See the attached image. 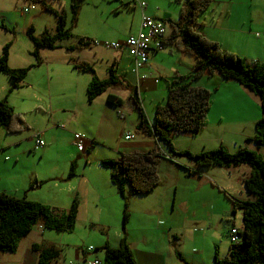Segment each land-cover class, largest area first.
Returning a JSON list of instances; mask_svg holds the SVG:
<instances>
[{"label":"rangeland","instance_id":"obj_1","mask_svg":"<svg viewBox=\"0 0 264 264\" xmlns=\"http://www.w3.org/2000/svg\"><path fill=\"white\" fill-rule=\"evenodd\" d=\"M16 1L19 2V5L21 4V8L17 6V9L26 10L23 12L24 16L22 18L17 17V20L22 21L23 32L21 38H19L18 30L15 33L11 32L15 34L16 42H18L16 51H10V44L6 45L8 46V57L12 52L10 60L21 63L22 68L19 69H23L28 68V62L37 61L36 57L32 55L35 48L27 37V30L31 29L35 37L41 36L43 32L53 34L56 20L53 13L41 9L37 3H29L24 0ZM43 1L53 10L63 11L66 15V28L71 27V0ZM240 3L242 4L240 5ZM141 4L144 6L141 7ZM178 12L179 5L176 4L175 0H83L78 24L71 29L70 33L73 36L75 34L92 33L101 44L118 43L119 39L127 37L128 34L138 29L141 15L145 13L147 16L165 20V30L169 34L171 30L168 21H176ZM225 12L228 13L230 19L228 18L223 24V20H221V23L219 20L220 14ZM241 19L246 21L244 26L240 25L239 21ZM198 23H202L204 26V37L207 36L209 41L218 43L222 51L233 53L246 60V63L253 62L258 58L264 61V0H243V2L241 0H212L210 8L198 17ZM0 27L4 29L3 25H0ZM82 32L83 34H81ZM3 33L5 34V32ZM63 42H75V38L59 41L57 44ZM170 51H172L173 57H169ZM45 52L56 54L58 51L45 49ZM177 56H181L186 62L193 61L190 56L178 54L174 47L163 46L160 52L153 57V62L148 61V65L151 69L168 71L169 73L177 66ZM149 60L152 61V57ZM74 72H76L75 74L89 76L77 71ZM5 78L10 79L7 76ZM217 78H219L218 75L213 80ZM162 79L170 81L167 76ZM70 80L74 81V78L70 77ZM82 87L80 80L79 84H74L73 103L80 104L85 100ZM11 90L12 92L8 94L13 99L20 93L29 92L30 89L24 87L23 89L12 88ZM105 95L106 93H103L98 99L101 103L100 106L105 107V103H103ZM31 98V95H29V101H26V99L22 101L21 98H18L16 103L25 105L24 119L28 123L41 125L45 118L41 117L40 113H37L40 115H36L31 111L35 107V100ZM142 98L144 96L140 97V103L143 110L145 109L144 114L146 116V113H149V110L152 109L153 102L149 97L146 100H142ZM210 99L212 102L211 96ZM163 102L161 100L153 107L161 105ZM82 104H86V101ZM106 106L109 110L108 114L104 113L103 110L100 114L98 110L95 115L100 116L101 126L107 124L113 133L117 129L119 132H128L132 135L133 140L135 139L133 142L138 141L141 134L137 129L130 127V124L137 121V112L132 103L128 101L122 108L111 105ZM120 115L123 116V119H119ZM91 130L92 127L87 128V130L80 127L78 128V135L84 140L83 136H86V132ZM219 130L218 133L213 132V140L216 143L213 149L223 145L227 150L229 149V153H235L238 148H234L229 140L233 136L228 133V130L218 129L217 131ZM100 132L99 129L97 133ZM22 134L24 135L19 136H22L21 138L25 140L13 149L12 152L14 153L5 152L9 159L13 155L19 157L21 154L23 155V159L19 162V168H14L16 177H22L21 181H23L20 183L17 179V186L19 189L25 187L27 189L29 184L35 180L37 182L44 181L40 184V188L35 190L33 195L35 200L33 201L54 202L56 204L49 207L57 214H65L70 209L76 196L72 194L77 185L75 179H67L70 171V161L76 159L77 170L85 161L84 154L78 157L75 154L77 153L75 152L77 146L74 134V143L68 141L67 135L60 134L61 137H64L62 142L47 149L48 145L44 142L45 146L39 151H31L32 141L28 131L25 130ZM201 138L207 140L206 148L202 145ZM210 140L211 134L204 132L203 135L195 136L194 139L182 134L176 136L171 143L177 152L200 153L203 149L204 151L213 150L208 148ZM42 141L44 140L42 139ZM162 146L170 153L166 144H162ZM44 149H46L45 151L49 150L43 153ZM98 150L97 148L96 154H98ZM260 152L264 160V146L260 147ZM171 156L170 160L159 159L156 162L159 186L152 193L132 196L129 195L128 188L125 187V199H122V208L117 207L115 204L111 205V211L102 214L99 222L81 220L76 223L71 235L58 234L57 241L63 243L60 247L62 253L59 259L51 261L49 264H69L70 261L75 263L74 255L76 252L78 250L79 252L85 251L88 247L95 248V252H98L97 256L102 261L104 256L102 247L106 241L110 245L115 244L117 240L120 241L124 236L132 239L142 234L148 236L156 234L161 238H168V241L172 244V256L178 264H212V257L218 247L220 248L219 257L221 259L225 257L224 250L227 251V246L230 245L226 228L235 226L236 229H241L242 227L241 211H233L232 203L227 196L229 195L240 201H247L248 198L255 201L254 197L247 194L244 189L241 182L242 171L235 169L227 171L216 167L208 168L204 171V175L212 181L206 183L203 180L199 181L197 178H192L195 176H188L190 169L195 168L191 160L184 156H174L172 154ZM9 162L11 163L12 159ZM245 166L249 168L247 165ZM98 167L100 168V165L93 156L88 168L96 169ZM52 177H55L56 180H51ZM169 185L172 188H169ZM221 213L223 216L220 217ZM125 215L128 216L126 221H124ZM218 238L222 241L221 243L217 242ZM67 244L70 246H66ZM22 245L23 243L20 246L22 247ZM175 253L180 255L181 260L176 257ZM8 256H10V253L0 252V264H9ZM64 256L67 258L65 259ZM89 261L90 258L87 256V261L76 262L78 264H88Z\"/></svg>","mask_w":264,"mask_h":264},{"label":"crops","instance_id":"obj_2","mask_svg":"<svg viewBox=\"0 0 264 264\" xmlns=\"http://www.w3.org/2000/svg\"><path fill=\"white\" fill-rule=\"evenodd\" d=\"M241 2H243V0H241ZM241 4L242 3H240V5ZM17 6L18 8H21V4L19 5V2L16 0H0V25H3L4 28L2 29L0 27V58L2 55L1 50L6 46V44H10V51H16L18 49V42H16L15 34H12L11 32L15 33L18 30L19 38H21L23 32L22 21L17 20V17L22 18L24 16V11L17 9ZM78 17L76 24H78ZM228 18L230 19V16L225 12L224 14H220L219 21L221 23V20H223V24H225V21L228 20ZM24 20L26 21L25 18ZM162 21L165 22L163 19ZM239 22L241 26L246 24V21L243 19H241ZM212 23L217 24L216 22ZM73 27L74 26H72L71 23L70 28L73 29ZM138 29L135 32L128 34L127 37L129 35L136 34ZM197 30L202 35H205L204 26L197 28ZM2 31L5 32V34ZM81 34H83V32ZM169 34L166 33V36ZM73 37L83 38L88 41H95L97 42V45H91L85 49L68 51L66 48L74 45L75 42H63L62 44H59L58 48L50 49L58 51L56 54L45 52V49L48 48L39 49L38 59L36 61L37 63L34 61L28 62L27 66L30 67V70L26 74L24 80L20 82L19 86L17 87V89L28 87V89H30L29 92H25L26 94L20 93L18 96H15L13 99H11L8 93L12 92L11 89L13 82L10 79L7 80L5 78L6 76L0 73V100L5 99L15 112L22 115L25 124L28 126L26 131H28V134H30V140L32 141L31 151H34V140L36 135H39L40 138L44 140L43 142H46L48 145L46 147L47 149L52 145L55 146L59 144V142H62L64 137H61L60 134L67 135L68 141L74 143L73 134L78 135V128L83 127L85 130H87V128L92 127L91 131L86 132V136H83L82 134L84 137V140L82 139V150L79 152L78 150L75 151L77 152L75 153L77 157L81 154H84V164H82V166H80V168L77 170V162L73 157V160L70 159L72 161H70V171L67 175V179L70 180L73 178L77 183L76 189L72 192L73 195H76L75 199L73 200L77 204V214L75 221L76 225V223L80 222L81 220L99 222V220L102 218V214L109 213L111 211V205L115 204L117 207L122 208V198L118 195L116 188L110 182L109 171L105 170V168H102L101 166L100 168L98 167L96 169L88 168L91 164L93 156L96 162L100 165L101 161L114 159L120 155L134 153L146 155L154 148L161 153L163 152L168 154V152L162 146V143L157 142L155 137L148 136L142 131L138 130L141 134L139 137L141 138L138 141L133 142L135 141L133 138L131 140H126L124 138L128 134L130 135V133L125 131L119 132L118 129L113 133L112 129H110L107 124L101 126L100 116L95 115L97 114L98 110L100 114L102 110L106 114L109 113L108 107L106 105L110 104L106 103V96L111 95L116 99H119L121 101L120 106H111L122 108V106H124L128 101L131 102L130 90L136 88L139 100L140 97L143 96L144 98H142V100H146V98L149 97L153 102V106L157 102L159 103L161 100L162 102H165L168 84L167 81H164L162 78L167 76L168 79H172L175 76L188 75L192 71L194 61L186 62L181 56H177V66L174 67L172 71H169V73L168 71L151 69L148 64V66L145 65L142 69L135 71L134 62L128 55L125 48L117 51L111 50L103 46V43H99L97 41V37L92 33H84V35L75 34ZM127 37L119 39L120 41L118 42H124ZM205 37L208 38L207 36ZM158 52L160 51H149L148 61L150 63L153 62V57L156 56ZM176 52L178 54L180 53L178 51ZM169 54V57H173L172 51H170ZM11 56L12 52H10L8 57L9 68H22L21 63H16L10 60ZM151 57L152 61L149 60ZM255 61H259L260 63L264 64V61H262L260 58L256 59ZM78 62H86L90 64L99 80H104L108 77V70L110 68L115 70V75L119 80V84L107 88V90L104 92L106 93L103 101V103H105V107L103 105L100 106L101 103H99L98 100L103 94L95 98L92 103H88L86 90L88 85L91 83L92 76L91 74L75 70L73 65ZM74 71L82 74H88L89 76L75 74L76 72ZM216 75L217 74L209 77L204 76L202 77L204 78L203 80H201V78L196 83V85L205 87L212 93V102L207 114V125L195 136L200 134L203 135L204 132L210 133L211 140L209 142L208 148L213 149V146L216 144L213 140V132H220V130L217 131L218 129L228 130V133L233 136V138L229 140L230 144H232L234 148L246 145V147L249 149L256 150L260 155H262L260 152V147H256V145L250 141L254 136L255 123L261 117V109L258 99L239 84L223 81L219 75V78L213 80ZM70 77L74 78V81H71ZM79 80L83 86L82 88L85 95L84 101H86V104H82L84 101L80 104L77 102H72L74 98L73 87L74 84H79ZM29 95L32 96L31 99L35 100V107L31 109V111H33V113L36 115L41 114L40 116L45 118L41 125L28 123L24 119L25 105L23 106L20 103H16L18 98H21L22 101L25 99L26 101H29ZM153 106L152 109L149 110V113H146L145 116L149 126H152L153 124L154 110L157 105L155 107ZM119 119H123V116L120 115ZM138 121L139 119L137 115L136 123L130 124V127L137 129ZM99 129L101 132L98 134L97 131ZM23 132L16 134H5L3 130L0 131V193L17 198L25 197L28 201L35 202L33 201L35 200L33 197L35 190L39 189L41 186L40 184L44 181L37 182L35 180L29 184L27 189L26 187L19 189L16 180L18 179L20 183L23 181H21L22 177H16L14 168H19V162L23 159V155L21 154L20 157L13 155V157H11V163L9 162L11 159L5 155V152L7 151H9V153H14L12 152L13 149L22 144L25 139L21 138L22 136L19 135H24L22 134ZM186 136L190 139L195 138V136ZM18 137L19 139H17ZM175 137L176 136L171 138V142L175 139ZM200 141L204 148H206L205 146L207 145V140L201 138ZM43 147L41 149H43ZM97 148L99 149L98 154L95 153ZM46 149H44L43 153L49 150L48 149L45 151ZM202 151H204V149ZM72 163L74 164L73 174H71L70 169ZM208 168L214 167L203 168L199 170V176L192 178H197L199 181L203 180L206 183L212 181L209 179V177L204 175V171ZM234 169L242 171L241 182L243 184L245 177H247L249 174L250 168L242 165L239 167L230 168L227 171H233ZM51 180H56V178L52 177ZM34 183L37 186L33 189H29L31 185H34ZM169 186V188H172L171 185ZM246 200L252 201L250 198ZM37 203H44L43 205L47 204L46 206H52L53 204H56L54 202L41 200ZM221 216H223L222 213L220 217ZM233 227L236 228L235 226L226 228L227 234ZM237 230L239 231L240 229ZM72 232H57L54 230L43 229L40 225H37L26 237L19 241L16 252L10 253V256L7 257V260L9 261L8 263L38 264V254L34 249H32L33 246H37L42 249L51 247L56 248L60 250L61 256L62 250L60 247L63 243L57 241V235H71ZM126 241L136 264H178L172 256V244L168 241V238H161L156 234L152 236L142 234L132 239H128L127 237ZM217 242L221 243L222 241H220V238H218ZM21 243H23L22 247L20 246ZM106 243H108V241H106ZM118 244L119 240H117L115 244H110V246L117 247ZM66 246L70 245L67 244ZM226 250L227 251L224 250L225 257L222 259H225L228 256V246ZM95 251L92 253H86L84 250L80 252L78 250L74 255L75 260L77 262L87 261V256L90 258L88 263L98 260V252ZM217 252L219 257V247ZM64 258L66 259L67 257L64 256ZM219 259L221 258L219 257ZM76 261L75 263L70 261L69 264H78Z\"/></svg>","mask_w":264,"mask_h":264},{"label":"trees","instance_id":"obj_3","mask_svg":"<svg viewBox=\"0 0 264 264\" xmlns=\"http://www.w3.org/2000/svg\"><path fill=\"white\" fill-rule=\"evenodd\" d=\"M24 1L39 4L41 9L53 13L56 20L53 34L43 32L41 36L35 37L31 29L27 30V37L35 48L32 55L36 59L39 49H56L59 41L73 37L70 33L71 28H66V15L63 11L53 10L43 0ZM82 1L71 0L72 26L77 22ZM175 2L179 5L178 18L176 21H168L171 32L161 42L163 46H172L176 51L192 57L194 61L192 71L188 75L175 76L167 81V97L163 104L155 107L152 126L147 123L136 88L130 90V100L139 119L137 130L155 137L157 142L166 144L172 155L184 156L191 160L195 168L190 169L188 176H199V170L206 167L228 170L242 165L249 166L250 171L243 185L246 193L253 196L255 201H240L226 195L232 203L233 211H241L242 227L238 231V242L229 245L227 258L219 259L216 249L212 264H264V160L261 155L246 145L238 147L235 153H229L223 145L200 153L177 152L171 143V138L174 136L182 134L195 136L206 127L211 92L196 83L204 76L217 74L225 82L239 84L258 99L261 117L255 123L254 136L250 141L256 147H263L264 64L259 61L246 63V60L237 55L222 51L218 43L209 41L197 30L203 26L202 23H198V17L210 8L212 0H175ZM94 43L83 38H75L74 45L66 50L85 49ZM7 48L6 45L1 50L0 73L12 80V88L15 89L24 80L30 67L9 68ZM73 67L79 72L92 76L86 90L88 103H92L107 88L119 84L113 68L108 70L106 79L99 80L90 64L78 62ZM106 103L121 105V101L111 95L106 96ZM0 128L5 134H16L28 129L22 115L15 112L5 99L0 100ZM170 153H161L154 148L146 155L134 153L103 160L100 166L109 170L110 182L122 199H125V187L128 188L129 195L142 196L152 193L159 186L156 162L159 159L170 160L172 158ZM73 168L72 163L71 174ZM36 186L34 183L29 189ZM76 214L75 201L65 214H57L49 206L28 201L25 197L17 198L0 193V252L15 253L19 241L37 225L47 230L71 233L75 226ZM127 217L125 215L124 221ZM102 248L104 256L102 261L98 260L100 264H136L125 236L120 239L118 247L113 248L105 243ZM32 249L38 254V264H49L60 257V250L53 247L42 249L33 246ZM175 254L181 260L180 255Z\"/></svg>","mask_w":264,"mask_h":264},{"label":"built area","instance_id":"obj_4","mask_svg":"<svg viewBox=\"0 0 264 264\" xmlns=\"http://www.w3.org/2000/svg\"><path fill=\"white\" fill-rule=\"evenodd\" d=\"M141 7L144 5L141 4ZM26 10H24L25 12ZM166 36L165 23L162 20L154 17H149L145 14L141 15V22L136 34L129 35L124 42L103 44V46L111 50L126 49L128 55L134 62L135 71L142 69L148 64V53L151 50L160 51L163 48L162 39ZM97 45V42L94 45ZM126 140H131L132 135H126ZM76 141L77 150L81 151L83 147V140L79 135H74ZM44 146V142L39 135L35 136L34 151L41 149ZM228 239L231 244L238 242V230L231 228L228 232ZM93 247L86 248L85 252L92 253ZM88 264H100L98 260H94Z\"/></svg>","mask_w":264,"mask_h":264}]
</instances>
